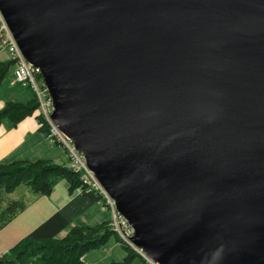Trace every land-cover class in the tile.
Wrapping results in <instances>:
<instances>
[{
  "label": "water",
  "instance_id": "1",
  "mask_svg": "<svg viewBox=\"0 0 264 264\" xmlns=\"http://www.w3.org/2000/svg\"><path fill=\"white\" fill-rule=\"evenodd\" d=\"M52 122L159 264H264V0H0Z\"/></svg>",
  "mask_w": 264,
  "mask_h": 264
},
{
  "label": "trees",
  "instance_id": "2",
  "mask_svg": "<svg viewBox=\"0 0 264 264\" xmlns=\"http://www.w3.org/2000/svg\"><path fill=\"white\" fill-rule=\"evenodd\" d=\"M8 67V64H0V85ZM38 110L39 104L35 97L27 104L8 102L0 111V125L5 123L12 129ZM38 120L41 130L47 133L48 125L44 118L39 116ZM61 181H66L72 200L1 255L0 264H85L84 258L90 251L102 248L115 235L109 221L98 225L72 226L101 198L82 186L79 175L68 166L48 160L0 162V229L27 208L23 200L13 199L16 190L25 186L38 197L50 196ZM67 229L66 235L60 238V234ZM117 241L120 243L118 238ZM120 244L129 251V256L121 263L127 264L137 255Z\"/></svg>",
  "mask_w": 264,
  "mask_h": 264
},
{
  "label": "built area",
  "instance_id": "3",
  "mask_svg": "<svg viewBox=\"0 0 264 264\" xmlns=\"http://www.w3.org/2000/svg\"><path fill=\"white\" fill-rule=\"evenodd\" d=\"M0 47L9 52L11 60L16 66V82L22 87L31 89L37 98L43 100V103L39 104V108H41L42 114H44L46 118L48 139L65 151L69 158V167L74 173L79 175L82 186L87 187L89 191L95 192L100 196L105 209L108 210L111 215L109 226L113 233L118 236L122 244L139 256L144 264H159L150 259L142 249L133 244L132 238L135 235L134 229L130 226L128 221L119 214L115 201L101 185L95 174L89 169L85 156L76 149L71 139L52 122V100L48 95V90L42 82V72L39 68L33 66L26 60L1 12Z\"/></svg>",
  "mask_w": 264,
  "mask_h": 264
},
{
  "label": "crops",
  "instance_id": "4",
  "mask_svg": "<svg viewBox=\"0 0 264 264\" xmlns=\"http://www.w3.org/2000/svg\"><path fill=\"white\" fill-rule=\"evenodd\" d=\"M0 64L9 65L0 85V111L8 102L27 104L34 99L33 92L16 83V66L10 60L9 52L1 47ZM38 117L37 111L12 129H9L5 123L0 125V162L48 160L57 165L68 166L66 153L60 146L51 142L41 130ZM72 198L69 193L68 201ZM82 216L84 219L80 226L98 225L110 220V214L101 202L89 208ZM24 237L25 234L21 239Z\"/></svg>",
  "mask_w": 264,
  "mask_h": 264
},
{
  "label": "rangeland",
  "instance_id": "5",
  "mask_svg": "<svg viewBox=\"0 0 264 264\" xmlns=\"http://www.w3.org/2000/svg\"><path fill=\"white\" fill-rule=\"evenodd\" d=\"M29 90L33 92L31 89ZM34 97L37 99L38 104L43 103V100L37 98L35 94ZM38 112L45 121L46 118L44 117V114H42L41 108H39ZM45 123L47 124L46 121ZM68 196L69 190L66 181L58 183L54 187L50 196L38 197L25 186L16 190L12 196L13 199L23 200L26 203L27 208L22 213L16 215L6 226L0 229V253L3 251L1 255L8 252L19 241H21L24 234L25 236H28L60 209L66 206L70 201H68ZM83 219L84 217L80 216L74 221L72 226L81 225ZM67 231L68 229L61 233L59 237L62 238L65 236ZM116 236L112 235L102 248L90 251L84 258L85 264H121L124 259L129 256V251L123 248V246L117 241ZM127 264L143 263L140 258L136 256Z\"/></svg>",
  "mask_w": 264,
  "mask_h": 264
},
{
  "label": "bare ground",
  "instance_id": "6",
  "mask_svg": "<svg viewBox=\"0 0 264 264\" xmlns=\"http://www.w3.org/2000/svg\"><path fill=\"white\" fill-rule=\"evenodd\" d=\"M48 129V128H47Z\"/></svg>",
  "mask_w": 264,
  "mask_h": 264
}]
</instances>
